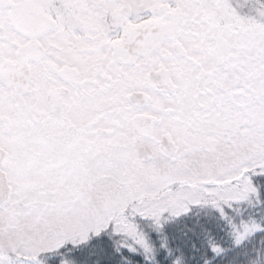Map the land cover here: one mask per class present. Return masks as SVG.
<instances>
[{
  "label": "snow or ice",
  "instance_id": "1",
  "mask_svg": "<svg viewBox=\"0 0 264 264\" xmlns=\"http://www.w3.org/2000/svg\"><path fill=\"white\" fill-rule=\"evenodd\" d=\"M0 264H264V0H0Z\"/></svg>",
  "mask_w": 264,
  "mask_h": 264
}]
</instances>
